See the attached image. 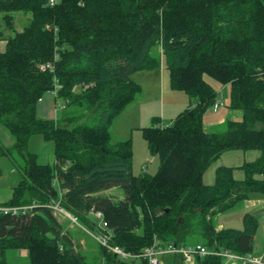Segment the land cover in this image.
<instances>
[{"label":"trees","instance_id":"16d2710c","mask_svg":"<svg viewBox=\"0 0 264 264\" xmlns=\"http://www.w3.org/2000/svg\"><path fill=\"white\" fill-rule=\"evenodd\" d=\"M0 12L11 30L14 13L30 15L15 35L0 32V126L14 139L11 147L0 141V158L14 153L20 174L3 204L33 205L26 214H0V262L7 251L26 249L30 264H89L57 204L131 254L155 242L253 252L256 216L246 213L243 229H218L216 217L252 193L264 195V0H0ZM162 64L170 87L190 103L172 123L155 117L141 128L160 164L156 173L135 175L133 143L115 139L111 125L142 95L133 75ZM207 77L231 85L229 108L241 120L205 127L219 95ZM47 95L63 107L56 118L39 115ZM36 136L53 143V163L31 150ZM232 149L260 156L241 165L244 178L221 165L206 183L208 168ZM115 187L123 199L99 195ZM97 241L100 264H148L119 258ZM163 259L186 264L179 253ZM225 261L197 255L193 264Z\"/></svg>","mask_w":264,"mask_h":264},{"label":"rangeland","instance_id":"374dc122","mask_svg":"<svg viewBox=\"0 0 264 264\" xmlns=\"http://www.w3.org/2000/svg\"><path fill=\"white\" fill-rule=\"evenodd\" d=\"M12 30L6 29V22L4 18V13L0 12V32L2 31V36L9 37L15 35L16 32L22 31L23 26L27 22L30 15L24 14L23 12H16L12 15ZM6 39H0V50L5 48ZM134 78L138 80L143 89V97L139 102L133 105V109H128L122 115L118 116L111 125L112 133H116V137H121L123 139H131L133 143V172L135 175L142 174L144 172L156 173L160 164L159 158L153 156L150 153L148 143L143 136V127L151 126L155 117H159L161 122L164 124L172 123L179 113L182 111V106L173 107L167 99L163 97L161 99L159 82L156 76L155 70H144L136 73ZM208 81L218 90V102H221L219 109L214 110L210 108L206 111L204 116V125L208 129H213L216 123L226 121L231 118L232 112L229 108L231 100V85H222L212 77H207ZM48 103L50 114L47 116H58L61 114L63 107L61 105L56 106L53 104L52 96L47 95L45 98ZM49 99V100H48ZM51 102V103H50ZM40 103V107H44V104ZM178 109L174 118L172 119V112ZM165 111L166 113H162ZM42 114V111L40 115ZM44 114V112H43ZM42 114V115H43ZM150 115V116H149ZM149 116V117H148ZM46 117V116H45ZM221 119V120H220ZM218 122V123H219ZM115 128V129H114ZM119 133H117V132ZM118 139V138H115ZM0 141L6 146H12L14 139L10 132L0 126ZM30 148L32 151L38 154V161L41 163H53L54 161V147L51 141H45L41 137H33L30 141ZM5 155L0 158V166L2 168V175L0 177V203L8 201L13 192V187L17 184L20 179V174L16 164L18 163L15 158L13 159L11 155ZM260 151L258 149L241 150L232 149L225 151L218 161L214 162L206 171L204 175V180L206 183L211 184L215 180V170L220 164H225L227 166L234 167V175L242 179L245 177V172L241 168L244 162H252L259 158ZM99 195H104L111 197L114 201L123 199L124 192L119 187L111 188L99 193ZM246 213H250L256 216L259 220L261 226L264 224V195L255 192L252 193L249 199L241 202L237 207L232 210L226 211L219 214L216 217V223L218 226L233 227L237 229H243L244 227V216ZM62 221H67L66 217L60 215ZM68 222V221H67ZM67 230L72 235L74 241L78 244L80 250H84L87 256L89 264H100L98 253V241L95 234L87 227L76 225L73 226L70 222L67 224ZM219 229L221 227L219 226ZM83 244L81 248L80 244ZM27 253L26 249H21ZM7 258V257H6ZM1 259V257H0ZM12 260V259H11ZM29 260V259H28ZM27 261V260H26ZM30 263V261H28ZM22 264V263H21ZM226 264V261L225 263Z\"/></svg>","mask_w":264,"mask_h":264},{"label":"built area","instance_id":"2783aa9c","mask_svg":"<svg viewBox=\"0 0 264 264\" xmlns=\"http://www.w3.org/2000/svg\"><path fill=\"white\" fill-rule=\"evenodd\" d=\"M58 0H50L51 4L56 3ZM48 28L50 26L48 25ZM50 67V64H42L41 69L46 70ZM220 105H222L221 102H216L214 105V110H217ZM1 192V190H0ZM54 209L59 211L61 214L64 216L68 217L71 219V224L78 225V226H83L79 223L78 217L71 214L68 212L64 207L61 205L57 204L53 206ZM33 208V205L29 206H22V205H5L3 203H0V214H10V215H20V214H26L30 209ZM96 215L100 218L102 216L101 212H97ZM107 223L104 222V225ZM101 225V224H100ZM103 225V224H102ZM97 240H99L104 246H107L109 250L114 252L115 254L118 255L119 258L122 259H127L130 257L134 258H143L144 260L147 261L148 264H164V259L163 257L168 254H182L184 257V261L186 264H193L195 263L196 256L201 255H209V254H218V255H223L226 258H238L242 260L244 263L248 262H255V263H260L263 264L261 259L258 257H255L251 254H246V255H239L235 254L229 251H224V252H217V251H211L208 250L204 245L198 243L195 245H189V246H178L174 243H166L164 245L159 244L158 242H155L152 246L145 247L143 251L139 254H131L129 252H126L119 246H112L109 244V239L111 237V234H106L105 232H100V234L95 235Z\"/></svg>","mask_w":264,"mask_h":264},{"label":"crops","instance_id":"0c3cea01","mask_svg":"<svg viewBox=\"0 0 264 264\" xmlns=\"http://www.w3.org/2000/svg\"><path fill=\"white\" fill-rule=\"evenodd\" d=\"M155 73H156V76L158 78L157 80H158V82L160 84V86H159L160 92L159 93H160L161 99L163 97H165L167 99V102H169L173 107L177 108V106H182V108H184V109L187 108V106L190 103V98L184 91L173 90L170 87L169 70L162 64V67L159 70H155ZM134 75H133V79L138 82V80L134 78ZM142 97H143V92H142V95H141L140 99ZM50 101H52L53 104H54L53 99L50 100ZM45 102L47 103V100L46 99H42L40 103H45ZM138 102H139V99L137 101H135L132 105H130L127 109H125L122 112V114L125 111H127L128 109H133V107H134L133 105L137 104ZM184 109H182V111ZM38 111H39V115H40L41 111H42V114L44 112L43 115L42 114L40 115L42 117H45V116L49 117V118H56L57 117V116H55V117L47 116V113L50 114V112H51L49 110L48 103H47V105L44 104V107L43 106L40 107V105H39ZM177 112H178V109L174 110V112L171 113L172 114V116H171L172 119L174 118L173 116H175ZM231 112H232L231 118H233L234 120H241L242 119V113L240 111L231 110ZM162 113H166V112L162 111ZM218 122L216 123L215 127L218 126L219 124L223 123L224 121L219 122V123ZM113 136H114V138L123 139L121 137H116L117 136L116 133H114ZM222 155H221V157H222ZM221 157L219 159H221ZM221 165H225V164H220L218 166H221ZM216 169H217V167H216ZM221 225L222 224L219 225L221 228L225 227V226H221ZM219 226H218V229H219ZM251 255L261 259L262 263L264 264V224H263V226H261L260 223H259L258 231H257V233H256V235L254 237V249H253V252L251 253ZM0 257H1V255H0ZM6 257L7 258L4 259L5 262H0V264H21V263L22 264H30V263H28V261H30V260H28L29 259L28 253H26L25 251H22V250H9L6 253ZM226 264H260V263H255V262L244 263L242 260H240L238 258H226Z\"/></svg>","mask_w":264,"mask_h":264}]
</instances>
